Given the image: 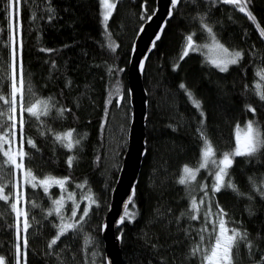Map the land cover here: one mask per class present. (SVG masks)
Masks as SVG:
<instances>
[{
  "label": "trees",
  "instance_id": "obj_1",
  "mask_svg": "<svg viewBox=\"0 0 264 264\" xmlns=\"http://www.w3.org/2000/svg\"><path fill=\"white\" fill-rule=\"evenodd\" d=\"M156 2L119 0L105 31L104 7L99 0H22L16 5L14 14L6 0H0V95L4 97L0 99V110H5L0 119L7 120L9 115L4 100L10 99L15 34L17 81L22 51L23 74L26 87L30 85L31 98L50 97L56 108L72 110L60 117L56 109H52L48 117H41L46 121L44 127H40L35 118L24 114L23 150L29 156L24 158L23 163L38 178L49 175L70 177L67 192L76 194L81 212L87 206L83 197L89 189L100 205L98 208L93 206L85 218L82 225L84 233L70 234L71 239L62 237L49 255L47 245L56 234L52 222L57 220L55 215L44 218V210L52 207L51 201L42 188L32 189L24 184L23 172L17 170L15 185L7 183L0 195L15 193L17 184H22L23 203L19 207L28 211L32 224L28 231L27 264H91L93 259L96 264H105L101 228L127 150L132 118L128 92L131 50L139 28L154 12ZM49 6L54 9V18L51 19L52 13L46 10ZM249 9L264 28V0H251ZM197 12H208L217 38L225 47L243 50L244 58L239 65L230 66L228 72L222 73L209 63L204 53L195 49L181 58L186 49L187 35L195 33L194 40L199 46L210 42L199 23L192 20ZM107 43L119 46L113 52L105 46ZM177 64L179 67L174 70ZM110 68L116 71L110 73ZM258 69H264V39L260 38L255 25L243 13L230 5H219L209 12L203 0H199L198 7L184 0L181 6L174 9L172 18L155 42L144 72L143 82L148 97L147 154L133 203L128 207L129 212L138 213L137 218L133 223L125 219L117 229V234L121 236L122 264H201L199 257L189 253L191 247L199 243L198 229L203 224L207 200L201 206L200 219L189 220L191 197L185 187L177 183L184 165L198 167L201 140L196 129L200 126L201 117L179 85L185 84L202 102L207 117L204 125L206 134L219 154L234 146L237 125L245 127L247 120L255 119L264 127V102L254 94L257 83L264 86V81L255 75ZM117 84L119 94L114 92ZM246 104L256 108L255 117L246 111ZM19 120L20 112L16 118V137L12 142V148L17 150L20 146ZM69 129H75L74 135L83 137L81 145L72 152L53 140V133ZM41 132L45 134L41 135ZM28 137L35 141L39 151L29 147ZM10 139L11 134L5 137V140ZM8 148V143L0 141V157ZM70 155L78 157L71 169L66 163ZM6 170L13 171L10 166ZM231 177L241 192L250 193L255 198L249 201L222 189L212 201L213 211H216L218 201L228 217L235 221L229 226L247 230L254 248L250 254L241 245L236 264H254L264 254V200L253 192L249 177L257 183L264 179V154L251 161L237 157ZM84 181L87 185L83 189L75 187ZM202 183L209 185L211 196L212 177L204 169L199 171L193 187ZM67 192L63 205L66 215L72 208ZM50 194L53 199L58 198L60 189L52 186ZM192 195L199 203L203 192L197 189ZM32 201L39 207L33 208ZM13 202L11 195L7 203L0 201V256L4 257L5 264H14L15 258V229L9 227L14 224L15 218L10 209ZM157 209L164 215L158 217ZM168 209H171L170 213ZM182 212L185 215L180 218L178 226L176 218ZM23 219L21 216L22 236ZM207 227L210 232L211 225ZM85 234L94 243H89ZM204 235L207 245L208 233ZM64 243L68 245L66 248ZM152 244L159 245L158 249L153 250ZM93 252L98 254L97 257H92Z\"/></svg>",
  "mask_w": 264,
  "mask_h": 264
},
{
  "label": "snow or ice",
  "instance_id": "obj_2",
  "mask_svg": "<svg viewBox=\"0 0 264 264\" xmlns=\"http://www.w3.org/2000/svg\"><path fill=\"white\" fill-rule=\"evenodd\" d=\"M119 0H99V3L103 5L104 11L102 13L104 28L107 31V21L113 15V11L117 7ZM188 2L194 7H198L199 0H188ZM203 2L208 6L209 12L211 8L218 7L219 5H230L232 8L239 13H243L249 21H251L255 28L259 31L260 38L264 39V28H261L260 24L257 23V18L253 12L249 9L251 0H203ZM8 7L13 9V14L16 10V5L22 3V0H6ZM184 3V0H171V5L173 9H176L178 6H181ZM48 12L52 13L49 19L54 18V9L50 6L46 9ZM231 19V17H229ZM192 20L199 23V27L203 32L204 36L210 40V44H205L203 46L197 45L194 40L195 33L189 34L186 37V49L182 54V57H187L190 50H201L205 47L209 50H219L223 53L222 56L213 58L209 63L218 69L222 73L229 71L230 66L239 65L244 58L243 50H232L230 51L222 43L219 42L217 34L214 31V25L208 18V12L200 13L197 12V15L192 17ZM22 28V24H21ZM110 35V34H109ZM159 39V37H157ZM111 51H115L119 45H113L112 43H107L105 45ZM22 50V43L20 45ZM41 51L51 52V49H41ZM16 62H17V48L15 41V34L13 35V46H12V79L10 81V99H5L4 103L8 105L6 112L9 113L7 120L0 119V141H4L9 144V150L2 152V157H0V193H3L4 188L7 186V183H12L15 185V175L16 171L23 172V183L29 185L32 189L42 188L44 194L51 201L52 207L44 210V218L47 219L56 216L57 220L53 223V227L56 228V234L48 242L49 255L52 254L51 250L54 246L61 242L62 237H68L71 239V235H78L84 233L82 225L85 222V218L89 216V213L93 206L99 207V201L95 199L94 193L89 189L85 193L83 199L87 201V206L80 211V202L76 199V194L74 192H67L66 185L69 182L70 177H55L47 176L44 178H38L33 174L30 168H26L23 160L25 157L29 156V153H26L23 150L24 144V114L27 113L30 118H35L40 127H44L46 121L41 120V117H48L52 109H56L58 116L63 117L66 112H71L70 108L59 107L56 108V105L51 103V98L46 99H32V93L30 85L26 87V80L23 74V64H22V51L20 59V72L19 80L17 81V72H16ZM55 67V64H53ZM143 67V65L141 66ZM177 64L174 67L178 68ZM116 71L115 69H109V72ZM119 71H122L119 70ZM256 76H259L261 81H264V69H258L255 73ZM181 89L184 90L185 94L188 96L192 104L196 107L199 115L201 117L200 126L197 127L196 131L199 134V139L201 140L200 145V161L198 167L193 168L188 165H184L182 168V175L178 179L177 183L184 186L185 190L188 191L190 199L189 204V220H198L200 219L201 206L205 205L207 200V207L203 211V224L198 229L199 243H196L190 249V255L193 257H199L201 264H236V255L239 252L240 246L243 245L248 252L251 254L254 248V242L249 238V234L246 229L241 230L236 227H230V224H235L234 220L228 217V213L224 210L223 207L219 205V202L216 201L215 208L216 211H213L212 201L215 198V194L220 193L222 189H227L234 192L238 197H246L249 201H252L255 197L250 193H244L239 190V187L233 182L231 177V169L235 163L237 157L249 158L250 161L252 158H259L264 154V127L255 119H249L246 121V125L241 129L240 125H237L234 130V146L228 150L221 153H217L213 143L208 138L206 134V129L204 125L206 124V113L203 111L202 102L196 99L183 83L179 85ZM247 88V85L245 86ZM255 95L259 101L264 102V86L260 83H257ZM27 92V99H26ZM116 94H119L120 89L117 86L114 89ZM17 96H19V112H20V146L19 150H12V142L16 137V126L17 121L15 118V113L17 112ZM0 99H4L0 95ZM246 111H249L255 117L256 108L251 104L245 105ZM5 115V110H0V117ZM11 121V123H8ZM171 127V126H170ZM51 132V129H48ZM76 132L75 129H69L64 132L53 133V140L55 143L59 144L61 147L67 149L69 152H72L74 149L78 148L83 137H77L74 135ZM11 134L10 140H5V137H8ZM44 132H41V135H44ZM27 144L31 149H36L37 145L35 141L31 138H27ZM6 157L7 159H3ZM19 158V160H18ZM78 159L77 155H70L67 157L66 163L69 169L73 167V162ZM11 167L13 171H7L8 167ZM201 169L207 171V175L212 177L211 183V196L209 194V185L207 183L199 184L196 187H193L197 181L198 173ZM249 182L252 186L253 192L260 197L261 200H264V179H261L257 183L252 177H249ZM87 185V181H84L83 184L77 183L75 187L77 189H83ZM55 186L60 189V195L58 198L53 199L50 194V187ZM199 190L203 192V196L200 197L199 203L192 192ZM67 192V198L72 201V208L70 212L66 215L63 209L65 201V193ZM13 197L14 202L11 203L10 209L15 213L14 224L9 227H14L16 243L14 244L15 249V258L14 264H21V256H23V264H27V250H28V231L32 227V224L29 221L28 211H24L18 207L20 204L21 193H10ZM9 195H0V201L5 203L9 200ZM128 203H133L132 200H129ZM32 207H39L35 201L31 202ZM124 215L120 219V223L123 224L125 219L129 223H133L137 218L138 213L129 212L128 204L125 206ZM168 212H171V209H168ZM79 214V219L77 216ZM158 217L163 216L164 213L160 212L157 209ZM185 213H181L180 217H177V225L179 226V220L183 217ZM23 219V236L21 235V225L20 218ZM35 220V217H32ZM211 225V231L209 232L208 225ZM103 227V226H102ZM187 233V229H185ZM208 233V243L205 245V235ZM86 238L89 243H94L91 240V237L87 234ZM146 235V234H145ZM259 238V234H257ZM21 242L23 246V252L21 251ZM146 241V245H147ZM67 243L63 244V247H67ZM151 247L153 250H157L159 245L152 244ZM258 247V245L256 246ZM63 250V249H62ZM97 253L93 252L92 257H97ZM57 259L60 260V256L57 255ZM0 264H5L4 257L0 256ZM63 264V262H61ZM91 264H96V260L93 259ZM254 264H264V254H261L259 260H256Z\"/></svg>",
  "mask_w": 264,
  "mask_h": 264
},
{
  "label": "water",
  "instance_id": "obj_3",
  "mask_svg": "<svg viewBox=\"0 0 264 264\" xmlns=\"http://www.w3.org/2000/svg\"><path fill=\"white\" fill-rule=\"evenodd\" d=\"M173 12L171 0H157L154 12L139 28L132 46L128 69V92L132 118L127 150L101 228L105 247V264L123 263L121 236L117 234V229L122 226L120 219L125 212L124 206L128 204L129 207L128 202L135 195L143 161L147 154L148 97L143 82L144 72L157 37H160L165 30Z\"/></svg>",
  "mask_w": 264,
  "mask_h": 264
},
{
  "label": "rangeland",
  "instance_id": "obj_4",
  "mask_svg": "<svg viewBox=\"0 0 264 264\" xmlns=\"http://www.w3.org/2000/svg\"><path fill=\"white\" fill-rule=\"evenodd\" d=\"M220 42V41H219ZM221 43V42H220ZM206 44H210V42L206 43ZM205 45V44H204ZM203 46V45H202ZM230 50V49H229ZM201 51V50H200ZM232 51V50H230ZM202 53H204L208 59V61H210L211 59L213 58H217L219 56H222L223 53L220 52L218 49L217 50H209V48L205 47L202 49L201 51ZM16 107H17V112L15 113V117L17 118L18 115H19V98H17V104H16ZM244 127H241V129H243ZM6 150H9L6 149ZM12 150H17L15 147L14 149L12 148ZM21 193V199H20V203H23V191H22V184L18 183L17 186H16V190H15V193ZM19 207V205H18ZM20 208V207H19ZM22 209V208H21ZM23 210V209H22Z\"/></svg>",
  "mask_w": 264,
  "mask_h": 264
},
{
  "label": "bare ground",
  "instance_id": "obj_5",
  "mask_svg": "<svg viewBox=\"0 0 264 264\" xmlns=\"http://www.w3.org/2000/svg\"><path fill=\"white\" fill-rule=\"evenodd\" d=\"M131 111H132V109H131ZM146 134H147V132H146ZM195 168V167H194ZM120 235V234H119Z\"/></svg>",
  "mask_w": 264,
  "mask_h": 264
}]
</instances>
